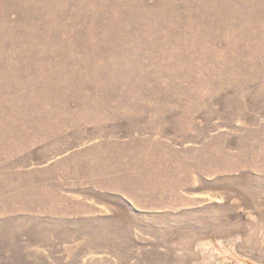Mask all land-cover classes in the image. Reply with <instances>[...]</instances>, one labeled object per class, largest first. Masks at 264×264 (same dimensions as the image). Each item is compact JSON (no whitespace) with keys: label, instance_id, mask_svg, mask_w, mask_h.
Masks as SVG:
<instances>
[{"label":"rangeland","instance_id":"1","mask_svg":"<svg viewBox=\"0 0 264 264\" xmlns=\"http://www.w3.org/2000/svg\"><path fill=\"white\" fill-rule=\"evenodd\" d=\"M0 218V264H264V0H0Z\"/></svg>","mask_w":264,"mask_h":264},{"label":"snow or ice","instance_id":"2","mask_svg":"<svg viewBox=\"0 0 264 264\" xmlns=\"http://www.w3.org/2000/svg\"><path fill=\"white\" fill-rule=\"evenodd\" d=\"M2 220V218H0ZM6 231V225L3 223H0V234H3Z\"/></svg>","mask_w":264,"mask_h":264},{"label":"bare ground","instance_id":"3","mask_svg":"<svg viewBox=\"0 0 264 264\" xmlns=\"http://www.w3.org/2000/svg\"><path fill=\"white\" fill-rule=\"evenodd\" d=\"M250 243V242H249Z\"/></svg>","mask_w":264,"mask_h":264}]
</instances>
